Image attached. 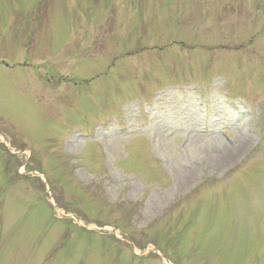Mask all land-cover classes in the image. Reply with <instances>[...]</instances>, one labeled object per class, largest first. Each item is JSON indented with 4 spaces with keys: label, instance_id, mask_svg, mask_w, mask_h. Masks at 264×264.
Here are the masks:
<instances>
[{
    "label": "rangeland",
    "instance_id": "obj_1",
    "mask_svg": "<svg viewBox=\"0 0 264 264\" xmlns=\"http://www.w3.org/2000/svg\"><path fill=\"white\" fill-rule=\"evenodd\" d=\"M0 264H264V0H0Z\"/></svg>",
    "mask_w": 264,
    "mask_h": 264
},
{
    "label": "bare ground",
    "instance_id": "obj_2",
    "mask_svg": "<svg viewBox=\"0 0 264 264\" xmlns=\"http://www.w3.org/2000/svg\"><path fill=\"white\" fill-rule=\"evenodd\" d=\"M224 157H225V158H224ZM229 157H230V156H229L228 154H224V155H223V160L225 161V160H227Z\"/></svg>",
    "mask_w": 264,
    "mask_h": 264
}]
</instances>
